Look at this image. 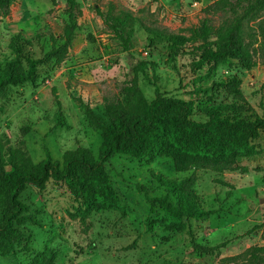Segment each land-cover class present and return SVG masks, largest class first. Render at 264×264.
<instances>
[{"label":"rangeland","instance_id":"1","mask_svg":"<svg viewBox=\"0 0 264 264\" xmlns=\"http://www.w3.org/2000/svg\"><path fill=\"white\" fill-rule=\"evenodd\" d=\"M52 1H13L10 16L0 20V63L16 58L10 43L18 35L33 41L43 37L28 51L37 59L51 50L52 36L63 37L69 5L67 0H56V5ZM76 1L79 30L65 62L41 70L36 86L13 88L0 102V146L6 151L23 148L34 164L48 157L62 163L68 152L78 149L99 158L102 133L89 126L82 105L105 116L106 105L121 102V89L134 81L149 102L157 93L182 101L205 99L194 90L204 73L192 71L191 56L169 64L165 40L190 37L207 21L216 29L224 22L223 16L204 13L217 0ZM111 7L132 18L135 36L129 52L97 16L96 8L106 13ZM259 24L264 25V11L247 23L246 31L258 32ZM254 60L257 66L252 70L236 62L222 66L214 81L240 80L247 105L264 119L262 38L254 47ZM140 63L147 69L136 79L134 69ZM217 89L212 95L216 103L231 102L223 89ZM254 146L258 154L239 159L240 171L224 174L198 170L189 159L178 169L172 159L148 165L129 156L115 157L107 169L126 214L95 213L87 222L88 230L74 218L78 204L66 184L50 182L45 191L29 186L21 199L30 208L27 218L37 219L39 225L26 221L19 226L24 242L14 245V255L0 254V264H29L47 250L56 254V264H244L228 259L264 245L263 230L255 231L264 223V130ZM4 158L8 161L5 153ZM193 174L198 176L194 194L213 215L186 221L180 233L161 228L149 232L148 219L163 214L161 209L152 213L146 198L164 195L156 178L181 181ZM143 188L148 192H141Z\"/></svg>","mask_w":264,"mask_h":264},{"label":"trees","instance_id":"2","mask_svg":"<svg viewBox=\"0 0 264 264\" xmlns=\"http://www.w3.org/2000/svg\"><path fill=\"white\" fill-rule=\"evenodd\" d=\"M14 0H0V20L11 14ZM52 3L56 5L57 1ZM69 24L63 37L52 36V48L42 58L33 57L28 51L41 43L26 40L18 35L11 40L10 49L16 55L12 61L0 63V102L13 88L27 84L37 85L40 71L60 67L72 48L79 24L76 0H67ZM264 11V0H217L204 9L208 17L223 16V25L216 29L205 22L190 37L169 36L166 38L168 63L175 64L180 57L191 56L192 71L199 75L194 85L195 94L205 99L182 101L167 99L157 93L149 102L137 81L120 91L121 102L107 104L105 116H100L90 106L82 105L89 126L102 133L103 142L99 158L86 149L68 152L63 162L51 157L34 164L23 148L0 146V254H15L14 245L24 242L19 229L26 221L39 225L37 219L27 218L30 208L22 201L29 186L45 191L50 182L64 183L75 198L78 208L74 218L87 225L95 213L119 211L126 214L127 207L112 184L107 164L117 156H129L150 165L162 159H172L180 169L186 160L201 171L224 174L240 171L238 160L258 154L254 142L264 130V119L246 103L241 91L242 82L237 78L214 81L219 69L236 62L252 70L257 66L254 47L259 38L264 39V25L258 32L248 33L247 23ZM97 16L115 37L121 41L125 52L133 46L135 36L130 15L108 12L96 8ZM152 44L155 43L150 39ZM147 69L140 63L135 69V78ZM212 82L205 85L206 82ZM223 89L231 102L216 103L212 95L215 88ZM217 89V90H218ZM57 105L59 97L54 90ZM196 118H200L197 120ZM4 153L8 161H5ZM243 172L247 173V169ZM164 195H146L152 213L161 209L163 214L148 219L149 232L157 228L168 232H183L186 221L202 220L213 215L206 212L194 194L198 176L193 174L181 181L156 178ZM148 192L147 189H140ZM162 215V216H160ZM263 230L264 223L255 227ZM253 231V232H255ZM264 264V245L254 246L244 254L228 259V262ZM57 256L47 250L37 255L29 264H56Z\"/></svg>","mask_w":264,"mask_h":264}]
</instances>
